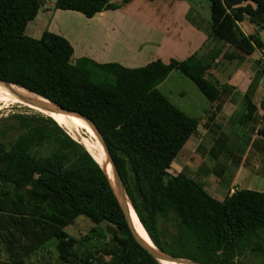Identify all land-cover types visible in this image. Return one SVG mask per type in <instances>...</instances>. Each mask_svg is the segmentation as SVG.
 <instances>
[{
	"label": "trees",
	"instance_id": "obj_1",
	"mask_svg": "<svg viewBox=\"0 0 264 264\" xmlns=\"http://www.w3.org/2000/svg\"><path fill=\"white\" fill-rule=\"evenodd\" d=\"M129 1L55 0L54 8L92 17ZM209 1L210 22L206 25L191 11L186 14L214 43L205 54L168 62L157 59L131 68L117 62L97 63L88 57L72 60L73 47L62 35L47 30L38 38L25 34L41 0H0V80L93 120L128 199L158 249L202 264H238L245 255L264 257V191L237 188L217 200L195 179L181 172L171 174V162L190 136H196L202 118L187 115L158 89L174 69L190 79L208 100L204 125L209 128L226 87L207 76L214 60H244L264 48L257 31L246 33L240 26L247 19L264 29V0ZM22 96L29 98L15 94L1 96L0 102L38 107ZM256 112L257 106L247 100L238 123L246 128ZM258 136L253 146L261 152L264 129H259ZM29 180L33 182L26 186ZM1 186L4 207L14 218L30 221L40 235L54 239L61 264H109L101 260L105 254L112 264H159L132 237L99 164L48 115L34 112L0 117ZM80 216L95 224L105 223L109 238L105 248L96 251L99 257L90 251L82 257L77 254V240L65 231ZM162 216L174 218V239L179 247L161 242ZM6 238L0 248L1 263L53 264L18 258L15 234Z\"/></svg>",
	"mask_w": 264,
	"mask_h": 264
},
{
	"label": "rangeland",
	"instance_id": "obj_2",
	"mask_svg": "<svg viewBox=\"0 0 264 264\" xmlns=\"http://www.w3.org/2000/svg\"><path fill=\"white\" fill-rule=\"evenodd\" d=\"M47 1L53 2V0ZM111 1L122 2V0ZM180 1L183 2L182 6L174 10L172 8L165 10L158 8L161 2H158V0L153 3L145 0H137L131 3L128 10L135 15L127 24L130 26L131 34L128 40L136 42L140 39L139 36L142 30L138 29V25H193L186 18L188 11H191L197 21H203L205 25L210 22L209 0ZM163 3L161 2V4ZM133 25H136V27H133ZM240 25L248 27V31H251V33L257 31L262 41H264V29L256 26L258 24H251L245 19ZM37 26L40 28L39 32H41V22H36ZM28 30L30 31V26ZM210 43L211 46L214 45L213 42ZM168 47L170 46L164 45V49H168ZM226 48L231 51L230 47L226 46ZM74 57L76 58V54H74ZM170 58L175 57L170 55ZM245 58L243 61L220 58L219 63L216 64L217 66L215 65L210 70H213V74L217 79L223 82L227 81V76L231 73H234L235 76L233 82H237L241 73L240 81L237 83L238 89L244 90L246 88L245 91L250 98L249 100L258 104V111L246 128L238 123V117L240 113L245 111L247 104L244 97L240 98V109L232 111L227 110L228 107L225 106L223 114H221L224 116V120L220 119L218 125L209 124V128H205L204 123L207 121V116L205 117L204 112L209 106L208 100L190 79L174 69L158 85L159 91L174 106L191 117H203L198 125V130L202 131L201 136L192 135L190 137L171 162L169 172L171 174L181 172L195 179L208 194L217 200H223L227 193H231L237 188L264 191V148L260 152L253 146L255 144L253 141L259 137V129H264V48L258 49L252 56H246ZM236 95L240 96L235 91L234 96ZM34 112L43 114L21 103L0 102V117L10 113L30 114ZM81 133L84 136L86 135L83 130H81ZM216 172L220 173V176H217ZM32 182L31 180L26 181V186H30ZM2 194H4V188L1 186L0 206L3 210H0V248H3L2 243L7 239V235L14 233L18 241L16 250L18 258H26L31 262L45 263L49 261L53 264H61L57 261L55 240L40 235L33 228L32 223L21 220V216H18L17 219L14 218L8 209L4 207L6 199L5 201L1 199ZM173 220L174 218L169 216L160 217V240L164 244H174L179 247L174 239L176 230ZM65 231L68 236L77 240L75 249L81 257L89 251L99 257L96 251L101 252L109 238L105 230V223L95 224L84 216L76 218L73 223L65 228ZM179 258L190 259L180 256ZM101 260L112 264L106 254L103 255ZM237 261L238 264H264V257L245 255ZM0 264H3V262H0ZM65 264L81 263L71 262Z\"/></svg>",
	"mask_w": 264,
	"mask_h": 264
},
{
	"label": "crops",
	"instance_id": "obj_3",
	"mask_svg": "<svg viewBox=\"0 0 264 264\" xmlns=\"http://www.w3.org/2000/svg\"><path fill=\"white\" fill-rule=\"evenodd\" d=\"M135 1L137 0H131L116 9L102 10L92 17H86L79 11L54 8L55 0L52 3L41 0L40 10H38L36 17L26 25L25 34L37 38L43 31H51L62 35L71 43L73 47L72 60L88 57L97 63L117 62L131 68L142 66L157 59L163 62H168L170 59L184 60L195 53L205 54L211 48L210 40L206 34L193 25H138V29L142 30L140 39L131 42L128 40L131 35L130 26L127 24L135 14H132L128 9L130 4ZM145 1L157 2V0ZM160 1L164 3L161 4ZM158 2H160L158 8L162 10L167 8L174 10L183 4L180 0H158ZM36 22H41V32H39L40 28L36 27ZM29 26L30 31L28 30ZM241 27L246 33H251L248 31V27L246 28L244 25ZM166 44L170 46L168 49H164ZM74 54H76V58ZM169 54L175 58H170ZM220 58L217 57L214 60L212 68L219 63ZM207 76L217 79L213 70H209ZM227 77L225 82L217 79L220 86L226 85V87L223 89L225 93L219 100V110H215L211 125H218V120H224V116L221 114H223L225 106L228 107L227 110H237L241 108V97H244L245 100L250 99L246 95V88L240 90L237 87L241 73L237 82H233L234 73ZM235 91L236 94L240 95L239 97L238 95L234 96ZM236 102L238 103L235 104ZM254 104L258 105L257 103ZM201 133L202 131L198 130L196 136H201Z\"/></svg>",
	"mask_w": 264,
	"mask_h": 264
},
{
	"label": "bare ground",
	"instance_id": "obj_4",
	"mask_svg": "<svg viewBox=\"0 0 264 264\" xmlns=\"http://www.w3.org/2000/svg\"><path fill=\"white\" fill-rule=\"evenodd\" d=\"M0 93H1L0 97L16 94V95L28 96L30 99L36 101H41V102L44 101L43 97H41L40 95H37L26 89H22L14 84H12L11 86H6L5 84L0 83ZM27 107L36 110L38 112H42L43 114H46L51 118H53L61 127H63V129H65L68 132V134H70L73 138L79 141L84 146V148L92 155V157H94V159L100 164V166L106 171V173L109 176H111L112 167L110 165L108 157L102 145L100 144V141L96 136L95 132L83 119L72 114H60V113L50 112L46 109H42L39 107H31V106H27ZM81 130L85 132L86 134L85 136L81 133ZM130 212H131L134 228L138 233V235H140V237L149 246L155 247V245L150 240L145 228L142 226V224L139 222L138 218L134 214L131 205H130ZM160 264H190V263L162 260L160 261Z\"/></svg>",
	"mask_w": 264,
	"mask_h": 264
},
{
	"label": "water",
	"instance_id": "obj_5",
	"mask_svg": "<svg viewBox=\"0 0 264 264\" xmlns=\"http://www.w3.org/2000/svg\"><path fill=\"white\" fill-rule=\"evenodd\" d=\"M0 83L5 84L6 86H11L12 85V83H9V82L4 81V80H0ZM18 87H20L22 89H25V88H23L21 86H18ZM26 90H28V89H26ZM28 91H30V90H28ZM30 92H32V91H30ZM41 97H43V96H41ZM22 99L24 101H26V102H29V103H32V104L34 103V105H37L39 108L46 109V110H48L50 112L60 113V114H72V115L78 116L81 119H83L92 128V130L95 132L96 136L98 137V139L100 141V144L102 145V147H103V149H104V151H105V153H106V155L108 157L110 165L112 167L111 176H109L106 173V171L100 166V164L95 159L94 160L99 164V166L101 167V169L103 170V172L105 173V175L107 176V178L109 180V183H110V185H111V187H112V189L114 191V194H115V196H116V198L118 200V203H119L120 207L122 208V211H123V214H124V218L126 220V223L128 225V228L130 230V233H131L132 237L159 264H160V261H162V260H169V261H174V262H183V263H190V264H202V263L194 261V260L184 259V258H179V257L173 256V255H171L169 253L161 251L156 246L155 247L154 246L151 247L140 237V235H138V233L136 232V230L134 228L133 222H132V216H131V212H130V205H131V207L133 209V212H134V214L136 215L137 218H138V216H137V214H136V212H135L130 200L128 199V196H127L125 188H124L123 181H122V179L120 177V174H119L116 166L113 163V160L111 158V155H110V152L108 150V146H107V144H106V142L104 140V137H103V135L101 134L100 130L97 128L96 124L93 122V120L91 118H89L87 115H85V114H83L81 112H78V111L73 110V109H68V108H66V107H64L62 105L56 104L53 101H51V100H49V99H47L45 97H43L44 101H42V102L30 99V98H26V97H23ZM138 220H139V218H138ZM139 222H140V220H139Z\"/></svg>",
	"mask_w": 264,
	"mask_h": 264
}]
</instances>
